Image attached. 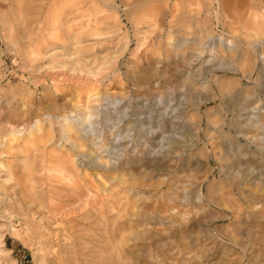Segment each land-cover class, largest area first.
Segmentation results:
<instances>
[{
	"label": "rangeland",
	"instance_id": "rangeland-1",
	"mask_svg": "<svg viewBox=\"0 0 264 264\" xmlns=\"http://www.w3.org/2000/svg\"><path fill=\"white\" fill-rule=\"evenodd\" d=\"M64 114L98 192L54 228L15 192L74 149ZM0 141V264H264V0H0Z\"/></svg>",
	"mask_w": 264,
	"mask_h": 264
},
{
	"label": "bare ground",
	"instance_id": "bare-ground-1",
	"mask_svg": "<svg viewBox=\"0 0 264 264\" xmlns=\"http://www.w3.org/2000/svg\"><path fill=\"white\" fill-rule=\"evenodd\" d=\"M137 2V1H144V0H133V2ZM218 4L220 3V0H217ZM217 19V18H216ZM219 19V18H218ZM212 50V49H211ZM211 52V51H210ZM213 70L215 71V68H213ZM212 70V71H213ZM217 82V90L219 91V95L218 97L220 98V101L223 102L227 97L229 96L227 95V90L226 92L223 90L225 88V86L228 84L225 83L222 80H215ZM206 87H207V94L204 97H201L200 100L193 106L196 110H199L200 105L204 102H214L216 100L217 97V93L213 91L211 84L209 81H206ZM227 88V87H226ZM206 90V89H205ZM231 98H229L230 100ZM238 103V102H237ZM236 103V104H237ZM222 104V103H221ZM234 104V103H232ZM222 106V105H221ZM229 106V105H228ZM78 107V109L81 108V105H76L75 108ZM223 109V108H221ZM85 110V107L82 108L79 112H77V115H79L80 113H82V111ZM182 114V113H181ZM85 115V114H84ZM85 120V116H83ZM62 122H66V124L63 127V131L65 133L68 134V136L66 137L67 141H71V143H74V149L73 150H66V152L64 154H60L57 158L58 161V166H57V170H59L58 172H52L51 168L47 165H45V163H41L40 167L36 170H32L30 165L26 166L25 169V180L26 182H28L30 184L31 187V191L32 192H37L36 196H33V194L31 196H25L23 190H24V185L23 184L22 187L20 186L19 189H17V191L15 192L18 200H20L21 204L23 205L25 204H29L32 207H34L36 209L35 212H38L40 214H42V219H45L46 222H52L55 224L54 228L59 224V220L60 222L62 221H67L68 219H70V215L72 214H87L89 213V208L90 206L95 203L97 195H95L96 192H98L97 188L94 187L93 188V183L90 182L91 180H87V175H85V168H80L77 165V162L74 160L75 156H83L85 157V138L82 137L81 135H72L71 133H73L75 130V127L72 123H70V120L67 118V114H64L62 119ZM197 126L201 125V119L200 116L198 117V121H197ZM173 124V123H172ZM171 124V125H172ZM175 124V123H174ZM183 124H178V128L183 129ZM50 127V126H49ZM162 130V136H161V146L163 147V145H167L169 147L168 143H173L174 140H168L166 141V137L163 136L164 133H167V129L170 128V124H168V122H165L164 125L161 127ZM175 128V126L173 127ZM179 129V130H180ZM20 131L17 129H12L9 131L10 135L13 136H18V133ZM30 132V131H29ZM49 134V130L48 132H44V134H42V136H48ZM78 134V133H77ZM72 135V136H71ZM1 144V141H0ZM180 144V142H179ZM170 148V147H169ZM245 149V148H244ZM177 153V151H176ZM169 155V154H168ZM181 155V154H180ZM242 160H240L239 158L236 159V161L231 163V166L234 168H237L239 171V169L241 168L240 166H242ZM245 162V161H244ZM145 163V162H143ZM148 165H154L150 162H148ZM132 166V165H131ZM130 166V167H131ZM158 166L160 165H154L152 166L151 170H157ZM163 166V165H162ZM246 166V165H245ZM248 167V166H247ZM160 169V167H159ZM245 169V168H244ZM244 169H240L241 170V174H243L245 176L246 171H244ZM163 170V169H162ZM251 170V169H250ZM251 174V173H250ZM55 176V179H52L51 177ZM120 174H117L115 177H111V175H109L107 177V179H111V180H116L117 181V177H119ZM253 176V175H251ZM143 179H146V176L143 177ZM240 179V178H239ZM179 181V180H178ZM241 181V180H240ZM181 182V181H180ZM19 182L15 183L14 185H17ZM95 183V182H94ZM20 184V183H19ZM261 184V183H260ZM116 185V184H115ZM188 185V183H187ZM197 185V184H196ZM259 185V184H258ZM117 186L120 188L119 191H121V193H123V195L127 192V191H134V184L133 183H129L128 180H120L119 182H117ZM188 188V187H186ZM250 188V187H249ZM34 189V190H33ZM37 189L39 191H37ZM246 189V188H245ZM249 190V189H248ZM257 190V189H256ZM188 191V190H187ZM185 191L184 189V196L187 198V193H191L190 189L189 192ZM246 191V190H244ZM252 190H250L251 192ZM198 194L201 193L200 189H198L196 191ZM243 192V191H242ZM247 192V191H246ZM253 192V191H252ZM255 192V191H254ZM254 196L256 195V193H254ZM120 193V192H119ZM194 193V192H193ZM248 193V192H247ZM19 194V196H18ZM192 194V193H191ZM251 194V193H249ZM243 195V194H242ZM261 195V194H260ZM252 196V198L254 197ZM256 196H259L258 194ZM262 196H264V194H262ZM196 197V195H195ZM199 197V196H198ZM261 197V196H260ZM190 198V196H189ZM200 198V197H199ZM246 198V197H245ZM257 198V197H256ZM198 199V198H197ZM254 199V198H253ZM122 200L125 201L126 200V205L128 203L129 198L127 197H122ZM181 200V199H180ZM248 202L250 201L247 200ZM260 201V200H257ZM130 202L133 203L132 200H130ZM253 203V201H252ZM125 204V203H124ZM124 204L122 205L123 210L125 209ZM144 204V203H143ZM249 204V203H248ZM95 205V204H94ZM151 205V204H150ZM150 205H148V203H146L147 208L150 207ZM252 204H249V207ZM255 205V204H254ZM252 205V206H254ZM145 206V207H146ZM164 202H159L157 204V206L155 207L156 209L158 208H164ZM130 208V207H128ZM252 210H256V208L252 209ZM128 212V211H127ZM165 212V211H164ZM78 214V215H79ZM127 217L130 216L128 213L126 214ZM80 216V215H79ZM134 216V214L132 215ZM74 217V216H73ZM86 216L83 217V219ZM96 218V217H94ZM133 218V217H132ZM145 218V216H144ZM143 218V219H144ZM147 219V218H146ZM148 220V219H147ZM97 221V220H95ZM70 223V220H69ZM91 223V221L89 222ZM83 225V224H81ZM47 226V225H46ZM66 226V224H65ZM80 226V225H79ZM88 226V225H87ZM48 227V226H47ZM71 227V225H70ZM69 227V229H70ZM90 227V226H89ZM208 227V226H207ZM66 228V227H64ZM84 228V227H83ZM97 229V228H96ZM206 229V228H205ZM59 230V228L57 229ZM66 230V229H65ZM74 230L75 227H74ZM73 230V231H74ZM79 231V230H78ZM93 231H95L93 229ZM208 231V230H207ZM80 232V231H79ZM83 229H82V233H83ZM68 233V232H67ZM78 233V232H77ZM73 234V233H72ZM76 234V232H75ZM59 236V235H58ZM72 236V235H71ZM76 236V235H75ZM76 238V237H75ZM79 238V237H78ZM60 239V238H57ZM65 240V239H64ZM82 240V239H81ZM56 241V240H55ZM60 241V240H59ZM76 241V240H75ZM124 241V240H123ZM131 241V240H130ZM53 242V241H52ZM61 242V241H60ZM38 243L40 244V246L42 248L47 247L46 246V241L42 240V239H38ZM73 243V242H72ZM75 243V242H74ZM61 246H63L64 248L67 246V243L64 241V243L60 244ZM70 245V244H69ZM126 245V244H125ZM133 245V244H132ZM59 246V245H58ZM128 246V245H127ZM52 249V247H50ZM138 248V247H137ZM121 250V249H120ZM132 251V250H131ZM62 252V251H61ZM122 252V251H121ZM130 252V251H128ZM60 253V250L55 251L52 250L51 251V255L53 258H58V254ZM67 255V254H66ZM74 255V254H73ZM138 255V254H137ZM69 257V255L67 256ZM105 258V257H104ZM125 258V257H124ZM65 259V258H64ZM71 259V257H70ZM75 259V256H74ZM63 257H61L59 259V262H62ZM79 260V259H78ZM67 261V260H66ZM71 261V260H70ZM75 261L77 262V260L75 259ZM69 262V261H67ZM72 263V262H71ZM79 263V261H78ZM81 264V263H79Z\"/></svg>",
	"mask_w": 264,
	"mask_h": 264
}]
</instances>
